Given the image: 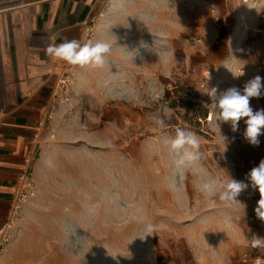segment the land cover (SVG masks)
<instances>
[{"label":"rangeland","instance_id":"374dc122","mask_svg":"<svg viewBox=\"0 0 264 264\" xmlns=\"http://www.w3.org/2000/svg\"><path fill=\"white\" fill-rule=\"evenodd\" d=\"M89 40L111 52L102 68L68 70L5 264H255L264 249L247 239L264 238V223L248 174L264 159V134L258 146L238 142L205 92L236 87L240 69L264 75V0H113ZM154 114L165 135H197L209 176L249 185L241 204L213 203L196 170H174ZM141 216L156 226L149 235Z\"/></svg>","mask_w":264,"mask_h":264},{"label":"crops","instance_id":"0c3cea01","mask_svg":"<svg viewBox=\"0 0 264 264\" xmlns=\"http://www.w3.org/2000/svg\"><path fill=\"white\" fill-rule=\"evenodd\" d=\"M112 1L0 0V226L10 215L19 176L35 174L41 164L63 107H57L56 91L72 65L46 55L50 38L83 44L93 18L103 20Z\"/></svg>","mask_w":264,"mask_h":264},{"label":"clouds","instance_id":"9594fccd","mask_svg":"<svg viewBox=\"0 0 264 264\" xmlns=\"http://www.w3.org/2000/svg\"><path fill=\"white\" fill-rule=\"evenodd\" d=\"M57 35H53L47 48L46 55L54 60L66 62L68 65L93 68H102L105 65V57L111 52V45L108 42L92 40L81 44L78 40H68L64 38L61 43H55ZM264 91V84L260 76H256L248 81L243 92L233 87L228 89L219 97L215 87L208 88L205 92L211 100V106L215 114L216 124L230 123L233 132L238 130L241 119H244L246 130L244 132L245 139L253 146H258V137L264 132V110L253 111L250 106V98H259ZM152 123L161 135H164L162 143L173 158L174 170L183 173L185 170L194 169L199 173L200 179L197 183V190L206 198H212V202L217 200L221 202L225 208L231 209L233 205L240 203L238 196L246 191L249 187L243 181H237L227 175L225 179H217L208 175L207 171L201 166L202 160L201 143L197 135L184 128L176 127L173 134L165 135L168 124L165 118L160 114L152 116ZM222 137L225 142L226 138ZM251 187L258 190L260 199L254 209L256 217L264 223V159H262L257 167H254L248 174ZM241 204V203H240ZM143 224L145 236L151 234L155 230V225L146 222V218L139 217ZM247 244L252 249H264V238L253 235L251 239H247ZM257 264H264V257H257Z\"/></svg>","mask_w":264,"mask_h":264},{"label":"built area","instance_id":"2783aa9c","mask_svg":"<svg viewBox=\"0 0 264 264\" xmlns=\"http://www.w3.org/2000/svg\"><path fill=\"white\" fill-rule=\"evenodd\" d=\"M90 31V30H89ZM245 69H240L238 74V84L235 88L239 89L243 92L244 85L253 79L256 76H252L246 72ZM70 72V71H69ZM69 72H65L59 80V84L56 91V101L59 99L60 101L68 98L69 92V83L70 76H68ZM262 79V84H264V76H260ZM264 96V91H262V95L259 98L253 97L250 98V106L254 110L255 105L259 104L262 97ZM246 119V118H244ZM244 119H241L238 125V130L234 132V136L238 142L247 143L248 141L244 137V132L246 130V124L244 123ZM230 124V123H229ZM35 185L33 172L26 170L24 171L17 180V188L15 192V198L11 206V212L7 219V221L0 226V264L2 263L3 256L6 252L7 247L9 246L12 236L13 230L18 222V219L21 216V212L25 202H27L28 198L34 193ZM257 264V261L256 263Z\"/></svg>","mask_w":264,"mask_h":264},{"label":"bare ground","instance_id":"6f19581e","mask_svg":"<svg viewBox=\"0 0 264 264\" xmlns=\"http://www.w3.org/2000/svg\"><path fill=\"white\" fill-rule=\"evenodd\" d=\"M244 27H246L245 29L248 30V27H249V26L245 24Z\"/></svg>","mask_w":264,"mask_h":264}]
</instances>
